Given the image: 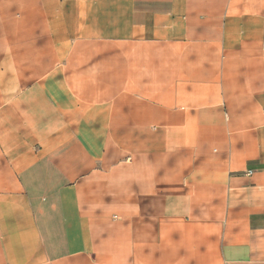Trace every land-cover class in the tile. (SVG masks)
I'll return each instance as SVG.
<instances>
[{
  "label": "crops",
  "instance_id": "1",
  "mask_svg": "<svg viewBox=\"0 0 264 264\" xmlns=\"http://www.w3.org/2000/svg\"><path fill=\"white\" fill-rule=\"evenodd\" d=\"M0 264H264V0H0Z\"/></svg>",
  "mask_w": 264,
  "mask_h": 264
}]
</instances>
